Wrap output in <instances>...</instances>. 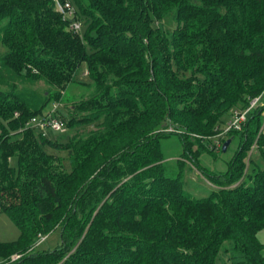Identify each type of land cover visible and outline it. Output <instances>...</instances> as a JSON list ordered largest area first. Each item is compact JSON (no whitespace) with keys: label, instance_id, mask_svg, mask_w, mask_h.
<instances>
[{"label":"trees","instance_id":"16d2710c","mask_svg":"<svg viewBox=\"0 0 264 264\" xmlns=\"http://www.w3.org/2000/svg\"><path fill=\"white\" fill-rule=\"evenodd\" d=\"M75 2L82 35L52 0H0V211L19 228L0 240V261L33 247L7 264H264V106L216 144L226 117L264 91V0ZM170 15L171 31L154 25ZM77 83L75 111L57 116L100 126L63 145L29 121ZM169 125L200 142L192 153L182 139L212 178L205 196L180 160L164 161ZM236 136L227 175L200 167L206 148ZM57 225L59 246L36 249Z\"/></svg>","mask_w":264,"mask_h":264},{"label":"rangeland","instance_id":"374dc122","mask_svg":"<svg viewBox=\"0 0 264 264\" xmlns=\"http://www.w3.org/2000/svg\"><path fill=\"white\" fill-rule=\"evenodd\" d=\"M154 25L160 27L163 30L171 31L175 25V19L173 18L172 15L167 16L163 19H154ZM88 27H89L88 24L86 23L83 24L82 27L83 34L86 33ZM1 49L2 46L0 44V50ZM1 76L2 75H0V87L5 89L9 88L6 84V81L4 82ZM76 78L83 81L90 80V76L87 73L86 64L84 62L81 63V65L76 70ZM37 85L43 86L44 83L43 81H40ZM82 89H83L82 86L77 83L76 85L72 86V88H69L67 90L68 92L67 95L69 97H66L64 99L65 101L62 100L64 102V105H60V107L62 106L64 108L63 112L66 115L69 114L72 115L73 111H75L74 110L75 103L79 99V97L77 96L81 94V92L83 91ZM72 94L74 95L76 94V97H72L71 96ZM50 106L51 103L47 107ZM228 120H229V116L226 117V121L224 122L223 127H225ZM99 126L100 124L98 125L97 123L85 125L84 123L81 122L69 126L64 131H54L53 139L64 145V143H67L68 141H70V139L75 137H81L90 130L98 129ZM162 127H165V125ZM174 129L175 128L173 126L169 125L168 128L162 129V130H167V132L169 133H166L164 131H161L159 133L160 134L159 138L161 139L160 141L162 144L161 148L165 156L164 161L167 162L172 167H174L176 170H178L177 161L180 160L182 163V167H185L184 168L186 174L185 178L189 180L188 182H186V184L188 185L187 187L190 188L192 191H194L196 195L205 196L206 194H208L211 188L212 178H209L206 175H204L203 172L192 163L191 159L183 155L182 139H187L188 146L192 150V153H195V150L201 146L199 145L200 142H197V140H195L193 136H188L183 134L179 135L171 131ZM241 141L242 138H238L237 136L234 137L232 143L229 144L226 151L220 150L218 148V150L211 152L212 151L211 149L206 148V150L202 152L199 158H197L196 156L197 160H199L201 163L200 167L205 168V170L209 172L210 175H214L215 177H217L220 174L227 175L230 160L234 157ZM49 150L53 151L56 154L60 153L62 155H66L65 152H61L59 150H55L52 148H49ZM261 164L262 166H264L263 162ZM46 229L49 230V228ZM18 235H19V228L16 225V223L12 220V218L9 216L7 212L0 211V240L13 241L18 237ZM43 235L45 236V239L40 240V236H39V238H37L36 240V243L34 244V247L39 250L54 249L58 247L59 244L61 243V226L57 225L51 231ZM259 238L264 242V229H261L259 231ZM31 248L33 247H30L29 250ZM29 250L15 251L13 252V254H19L20 255L19 258H21ZM13 254L11 253V255L6 256L1 261H9V260L13 261L12 260ZM218 264H224V263L221 260H218Z\"/></svg>","mask_w":264,"mask_h":264},{"label":"built area","instance_id":"2783aa9c","mask_svg":"<svg viewBox=\"0 0 264 264\" xmlns=\"http://www.w3.org/2000/svg\"><path fill=\"white\" fill-rule=\"evenodd\" d=\"M54 8L61 14L62 18L67 22L68 28L75 33L82 35L83 24L86 23L80 15L79 8L75 0H52ZM261 95L255 96L250 99L248 106L245 108H236L223 127L222 131L218 133L216 144L221 145L219 138L223 137L228 132L234 130H242L250 113L259 105H261ZM60 107L59 103H54L53 106L45 110L41 115L33 116L30 119L32 127L36 128L43 135H48L49 130L64 131L67 127L64 120L57 116L56 110ZM264 132V129L261 130ZM45 236L41 235L40 240H44ZM19 254H13L12 260L19 258ZM8 261H0V264H7Z\"/></svg>","mask_w":264,"mask_h":264},{"label":"crops","instance_id":"0c3cea01","mask_svg":"<svg viewBox=\"0 0 264 264\" xmlns=\"http://www.w3.org/2000/svg\"><path fill=\"white\" fill-rule=\"evenodd\" d=\"M261 106H264V92L261 94ZM263 121H262V127L261 130L264 129V109L262 111ZM233 141V140H232ZM231 141V143H232ZM13 162L15 163V159H13ZM19 236V235H18ZM3 241V240H2Z\"/></svg>","mask_w":264,"mask_h":264},{"label":"water","instance_id":"95a60500","mask_svg":"<svg viewBox=\"0 0 264 264\" xmlns=\"http://www.w3.org/2000/svg\"><path fill=\"white\" fill-rule=\"evenodd\" d=\"M231 141H232V138H231V137L228 138V139L225 141V143L223 144V150H224V151L227 150V148H228L229 144L231 143Z\"/></svg>","mask_w":264,"mask_h":264}]
</instances>
